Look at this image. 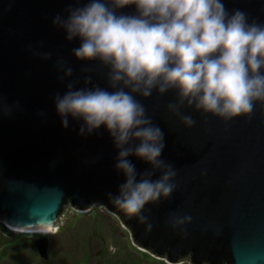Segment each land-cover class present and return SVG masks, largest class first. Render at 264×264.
Here are the masks:
<instances>
[{
	"label": "water",
	"instance_id": "obj_1",
	"mask_svg": "<svg viewBox=\"0 0 264 264\" xmlns=\"http://www.w3.org/2000/svg\"><path fill=\"white\" fill-rule=\"evenodd\" d=\"M73 0H0V106L19 105L0 114V220L20 232L49 231L67 206L87 210L104 204L129 228L135 246L171 264H264V105L228 123L185 109L191 128L169 115L172 93L143 100L148 115L165 134L162 159L177 170L179 188L158 204H149L146 223L128 216L112 202L124 182L114 170L116 151L103 129L83 137L79 122L61 126L53 97L70 81L92 75L104 86L96 64L75 60L63 31L53 27ZM228 11H242L264 24V0H224ZM123 11L131 13L132 7ZM52 53L50 60L32 52ZM73 69L59 80L55 62ZM83 83L76 87H83ZM138 171L148 167L130 157ZM174 213L191 215L186 232L173 229ZM151 224V228H148ZM49 258L48 237L34 242Z\"/></svg>",
	"mask_w": 264,
	"mask_h": 264
},
{
	"label": "clouds",
	"instance_id": "obj_2",
	"mask_svg": "<svg viewBox=\"0 0 264 264\" xmlns=\"http://www.w3.org/2000/svg\"><path fill=\"white\" fill-rule=\"evenodd\" d=\"M128 7L131 13L123 11ZM64 13L53 18V27L67 42H78L75 60L98 65L104 86L92 75L70 81L53 97L55 112L65 129L70 120L79 122L80 136L107 133L117 153L114 170L124 178L108 196L146 223L145 207L168 200L179 184L174 165L162 159L164 131L142 101L172 93L167 112L186 128L196 121L185 109L224 123L250 115L264 105V24L228 11L224 0H73ZM55 67L61 81L73 76L63 59ZM18 107L0 106V114L10 116ZM130 157L146 170L138 171ZM191 222V215L170 217L171 227L182 232Z\"/></svg>",
	"mask_w": 264,
	"mask_h": 264
},
{
	"label": "rangeland",
	"instance_id": "obj_3",
	"mask_svg": "<svg viewBox=\"0 0 264 264\" xmlns=\"http://www.w3.org/2000/svg\"><path fill=\"white\" fill-rule=\"evenodd\" d=\"M3 225L0 220V264H171L135 246L129 228L99 202L87 210H78L69 203L47 234L15 232L7 227L5 230ZM4 233L10 241L21 236L19 243L6 249ZM38 236L48 237V260L41 259L34 247ZM178 264L192 262L182 259Z\"/></svg>",
	"mask_w": 264,
	"mask_h": 264
},
{
	"label": "trees",
	"instance_id": "obj_4",
	"mask_svg": "<svg viewBox=\"0 0 264 264\" xmlns=\"http://www.w3.org/2000/svg\"><path fill=\"white\" fill-rule=\"evenodd\" d=\"M3 228H5V230H7V228H6V226L5 225H3ZM7 233L8 234H10V232L9 231H7ZM8 234H3V236L4 237H6L7 238V241L6 240H4V247L7 249V248H9V247H11L13 244H16L15 242H17V243H19V240H20V238H21V236H14V241H10V240H8ZM35 242V241H34ZM35 247V246H34ZM49 247H50V244H49ZM36 249V248H35ZM36 251H37V249H36ZM49 252V251H48ZM37 253H38V251H37ZM39 255V254H38ZM39 257H40V255H39ZM41 259H43L42 257H40ZM44 260V259H43Z\"/></svg>",
	"mask_w": 264,
	"mask_h": 264
},
{
	"label": "bare ground",
	"instance_id": "obj_5",
	"mask_svg": "<svg viewBox=\"0 0 264 264\" xmlns=\"http://www.w3.org/2000/svg\"><path fill=\"white\" fill-rule=\"evenodd\" d=\"M53 229V227L51 228V230ZM10 230H12V231H15V232H20V231H17V230H13V229H10ZM51 230H49V231H41V232H29V233H40V234H47V233H49Z\"/></svg>",
	"mask_w": 264,
	"mask_h": 264
},
{
	"label": "flooded vegetation",
	"instance_id": "obj_6",
	"mask_svg": "<svg viewBox=\"0 0 264 264\" xmlns=\"http://www.w3.org/2000/svg\"><path fill=\"white\" fill-rule=\"evenodd\" d=\"M38 237L40 238V237H44V236H38Z\"/></svg>",
	"mask_w": 264,
	"mask_h": 264
}]
</instances>
